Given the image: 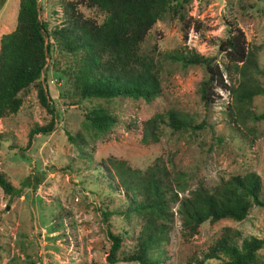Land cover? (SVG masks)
I'll return each instance as SVG.
<instances>
[{
    "label": "rangeland",
    "instance_id": "obj_1",
    "mask_svg": "<svg viewBox=\"0 0 264 264\" xmlns=\"http://www.w3.org/2000/svg\"><path fill=\"white\" fill-rule=\"evenodd\" d=\"M61 1L78 0H36L39 19L48 29L61 20ZM76 9L84 17L101 19L79 3ZM16 11L17 0H0V36L13 30ZM180 13L181 18L165 13L140 44V53L159 68L161 95L151 103L130 98L77 100L71 76L63 72L72 56L52 44L44 73L53 130L35 134L27 143L29 130L50 120L37 102L34 85L15 114L0 118V173L13 187L22 188L10 203L0 190V264H107L108 232L120 236L121 252H130L138 222L131 214L125 216L126 200L101 164L105 160L141 171L158 161L170 180L179 174L184 188L179 197L195 187L210 190L230 176L254 172L264 196V121L243 118L245 112L232 121L236 111L228 88L234 76L223 70L227 62L218 50L230 29H240L246 47H256V64L263 70L256 79L264 88V0H187ZM181 49L211 58L221 71L222 84L209 87L207 103L197 93L206 76L203 66L183 68L162 57ZM95 106L116 116L105 134L90 128L84 117ZM168 109L198 127L174 131L161 124L158 141L144 143L143 122ZM246 110L264 112V92L254 96ZM223 227L262 239L258 255L264 261V207H252L240 222H204L191 237L181 235L174 215L167 241L151 256L156 264H190L189 258L204 251Z\"/></svg>",
    "mask_w": 264,
    "mask_h": 264
},
{
    "label": "trees",
    "instance_id": "obj_2",
    "mask_svg": "<svg viewBox=\"0 0 264 264\" xmlns=\"http://www.w3.org/2000/svg\"><path fill=\"white\" fill-rule=\"evenodd\" d=\"M186 1H61V20L48 29L47 23L39 19L36 0H17L15 26L0 36V118L15 114L23 96L34 85L37 102L50 115V120L45 125L32 127L27 133V143L33 135H47L53 130V105L44 73L52 44L72 56L63 72L71 76L77 100L130 98L151 103L159 98V68L153 59L140 53V44L165 13L181 18L180 10ZM78 3L99 13L100 21L84 17L76 9ZM218 50L227 62L223 70L234 76L233 85L228 88L236 111V119L232 121H237L243 112L247 113L243 118L264 121V112L254 114L246 110L252 98L264 92L256 79V75L263 73L256 64V47L247 48L243 33L235 27L218 43ZM162 57L183 68L203 66L206 76L197 90L203 103L209 101V87L222 84L221 71L211 58L182 49L164 53ZM84 117L90 128L100 134L107 133L116 120L115 115L99 106L87 110ZM161 124L174 131L198 127L175 110L156 112L142 124L144 143L158 141ZM101 164L122 191L127 204L125 216L131 214L138 222L130 252L120 251L118 234L107 233L110 242L105 256L107 264H156L151 251L167 241L174 215L179 219L181 235L191 237L204 222L222 219L240 222L252 207H264L262 183L254 172L230 176L210 190L198 186L179 197L184 192L179 174L170 180L168 170L158 161L142 171L131 169L121 161L105 160ZM21 189L13 187L0 173V190L8 203L20 195ZM262 245V239L242 236L237 230L223 227L204 251L189 258V263L215 260V264H264L258 255Z\"/></svg>",
    "mask_w": 264,
    "mask_h": 264
}]
</instances>
